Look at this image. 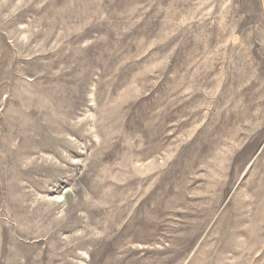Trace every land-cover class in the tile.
Here are the masks:
<instances>
[{"label": "rangeland", "instance_id": "1", "mask_svg": "<svg viewBox=\"0 0 264 264\" xmlns=\"http://www.w3.org/2000/svg\"><path fill=\"white\" fill-rule=\"evenodd\" d=\"M0 264H264V0H0Z\"/></svg>", "mask_w": 264, "mask_h": 264}]
</instances>
